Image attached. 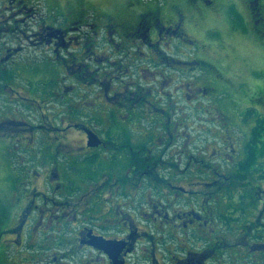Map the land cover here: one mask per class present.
<instances>
[{
  "label": "flooded vegetation",
  "instance_id": "1",
  "mask_svg": "<svg viewBox=\"0 0 264 264\" xmlns=\"http://www.w3.org/2000/svg\"><path fill=\"white\" fill-rule=\"evenodd\" d=\"M69 1L0 0V264H264V89L190 32L214 0Z\"/></svg>",
  "mask_w": 264,
  "mask_h": 264
},
{
  "label": "rangeland",
  "instance_id": "2",
  "mask_svg": "<svg viewBox=\"0 0 264 264\" xmlns=\"http://www.w3.org/2000/svg\"><path fill=\"white\" fill-rule=\"evenodd\" d=\"M55 3L57 0H49ZM59 3H67L68 0H58ZM185 0H70L71 3H88L95 8L98 5L102 6H121L125 3H147V4H164L166 8H170L173 3L184 2ZM203 3V2H202ZM212 4L206 5V9H196L192 10L189 8L188 17L190 19L189 30L191 33L200 34L207 29L209 39H214L217 35L222 32L224 37H227L234 44L229 47L211 46L208 49V55H210L214 60L220 62L225 61L228 63L229 69L236 68L235 62L231 59L233 55H238L244 58L245 61L249 62L250 69L253 78L259 80L264 89V46L260 47L253 40V35L248 37V34L244 33L239 35L238 30L242 29L238 23H235L231 19L227 21L224 18V13L222 10V4L225 3L224 0H214ZM243 3V2H242ZM87 6V5H86ZM238 29V30H237ZM211 43L216 44L215 40H209ZM213 45V44H211ZM237 64V63H236ZM244 67V65H239ZM238 66V67H239ZM254 90L251 89V94ZM7 163L0 164V211L2 203L5 199V194L13 187L15 181V172L12 171V167H8ZM10 264H19V260L15 259Z\"/></svg>",
  "mask_w": 264,
  "mask_h": 264
}]
</instances>
